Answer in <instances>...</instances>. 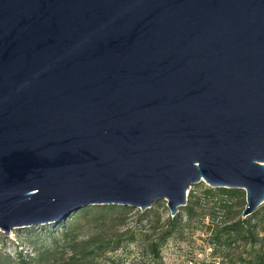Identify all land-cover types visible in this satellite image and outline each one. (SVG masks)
I'll list each match as a JSON object with an SVG mask.
<instances>
[{"label": "water", "instance_id": "1", "mask_svg": "<svg viewBox=\"0 0 264 264\" xmlns=\"http://www.w3.org/2000/svg\"><path fill=\"white\" fill-rule=\"evenodd\" d=\"M264 202V0H0V229L89 205Z\"/></svg>", "mask_w": 264, "mask_h": 264}, {"label": "trees", "instance_id": "2", "mask_svg": "<svg viewBox=\"0 0 264 264\" xmlns=\"http://www.w3.org/2000/svg\"><path fill=\"white\" fill-rule=\"evenodd\" d=\"M197 187H200V191H188L187 201L181 206V212L186 216L188 226L194 216H199V230L205 234L212 260L218 259L221 264H264V202L250 215L242 217L245 205V193L242 189L211 187L203 183ZM99 206L108 211L117 207L124 208L113 204ZM89 208L91 207L87 206L80 211L85 212ZM182 214L176 213L167 218L164 229L155 238L147 233H140L146 242V251L151 255L149 264H163L161 246L168 238L181 231ZM72 218L73 216L69 223L65 220L57 225L61 229L62 243L57 244L53 232L58 230L55 229L48 233V237L52 239L49 248L35 247V254L30 256L22 253V247L14 257L0 252V264H145L142 261H126L119 254L113 255L123 245L134 241L136 233L133 230H116L112 236L92 234L80 237L72 233ZM107 252L112 254L108 255Z\"/></svg>", "mask_w": 264, "mask_h": 264}, {"label": "rangeland", "instance_id": "3", "mask_svg": "<svg viewBox=\"0 0 264 264\" xmlns=\"http://www.w3.org/2000/svg\"><path fill=\"white\" fill-rule=\"evenodd\" d=\"M204 181H199L192 184L189 190L196 189ZM87 211L80 210L74 212L71 222L72 233L80 237H85L92 234H100L103 236H112L117 231L133 230L136 235L133 242L128 245H123L121 249L113 252V255L119 254L126 261H142L145 264L151 263V255L146 251V242L143 241V235L147 233L151 238H155L157 234L165 227V221L171 217L170 211L166 206V200L161 199L152 203L149 208L140 209L131 206L124 208L117 207L114 210L108 211L102 209L99 205H89ZM87 207V206H86ZM83 209V208H82ZM120 209V210H118ZM150 211H146L149 210ZM181 207L177 213H181ZM70 217L66 220L69 223ZM181 231L175 233L168 238L161 246L160 254L163 264H211L218 259L212 260L210 249L207 247L205 234L199 230L200 218L194 216V219L189 224H186V216L182 214L180 221ZM206 222V220H205ZM58 224H39L33 226H23L13 228L8 234H5L0 229V252L14 257L16 252L23 248L22 253L26 256L35 254V247L43 249L49 248L52 244V239L48 237V233L53 232L56 236L57 244L62 243L61 229ZM52 234V233H51ZM110 255L112 252H107Z\"/></svg>", "mask_w": 264, "mask_h": 264}]
</instances>
